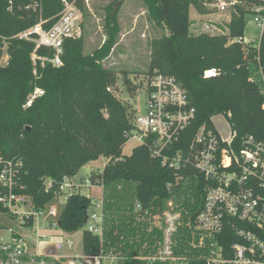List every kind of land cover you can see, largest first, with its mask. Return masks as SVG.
Returning <instances> with one entry per match:
<instances>
[{
	"label": "trees",
	"instance_id": "16d2710c",
	"mask_svg": "<svg viewBox=\"0 0 264 264\" xmlns=\"http://www.w3.org/2000/svg\"><path fill=\"white\" fill-rule=\"evenodd\" d=\"M73 2L75 0H68ZM150 20L164 35L151 42L150 67L154 72L176 78L188 91L197 110L196 126L212 127L213 119L225 117L238 139L254 136L264 140V95L251 81L256 71L254 47L231 42L244 37L247 18L256 0H238L232 8L228 35H192L191 9L207 14V4L216 0H140ZM124 0L107 9L105 44L92 55H85L83 38L64 43L63 65L32 60L36 44L15 36L45 21L50 30L63 11L62 0H0V158L21 162L20 183L38 207L56 199L58 184L73 177L100 157L107 159L102 171L91 173L93 181L105 185V252L133 255L144 245L153 247L160 230L150 231L145 212L134 211L135 201L145 210L181 211L184 225L196 215L202 203L203 180L194 171L168 191L176 173L151 157L147 147H136L130 156L123 148L133 132L135 110L118 98L114 73L103 62L115 46L119 33L118 15ZM86 16L85 0H76ZM11 9V10H10ZM8 63L1 65L4 49ZM39 58L54 56L40 48ZM264 62V35L260 47ZM213 71L211 76L206 75ZM36 89L44 95L33 100ZM133 110V111H132ZM47 182L53 187L43 190ZM187 184V185H186ZM93 205L86 195L76 194L61 214V227L75 231L87 219ZM88 254L99 251L97 237L84 235ZM190 234L182 229L176 254H197L189 246ZM123 264H147L127 259Z\"/></svg>",
	"mask_w": 264,
	"mask_h": 264
},
{
	"label": "built area",
	"instance_id": "2783aa9c",
	"mask_svg": "<svg viewBox=\"0 0 264 264\" xmlns=\"http://www.w3.org/2000/svg\"><path fill=\"white\" fill-rule=\"evenodd\" d=\"M218 1L220 10L226 11L227 2ZM256 1L249 17L260 28V37H242L231 42L256 49L257 69L251 81L259 85L264 95V62L260 55L264 0ZM238 2L230 0V8ZM62 3L64 9L50 30H44L45 21H41L15 36L36 44L32 54L34 63L38 59L55 67L62 66L65 41L78 39L82 34V12L76 0H62ZM40 48L53 51L54 56L38 58L36 52ZM145 89L146 108L142 114L135 110L130 139H137L140 146L149 149L152 158L176 173L175 183L166 185L168 191L186 180V173L190 171L203 180L202 203L196 215L184 225L180 211H164L162 207L148 211L135 201L136 213L144 211L146 220L153 219L151 224L155 226L161 223L160 238L153 247L146 244L133 255L122 252L108 255L104 251L105 185L101 180L93 181L88 177L78 181L77 175L66 177L58 184L56 199L38 207L20 183L22 163L0 158V264H104V261L124 262L131 258L147 264L178 261L185 264H264V140L252 135L238 139L223 116L221 120L226 122V129L219 128L214 121L212 127L196 126L197 110L187 89L173 76L154 72L148 76ZM43 95V90L36 89L26 106L30 107L34 99ZM94 186L100 187L103 194L99 199L90 198L93 205L87 211L85 223L89 224L83 232V244L85 246L84 235L89 233L98 238L99 251L88 254L85 250L83 257L69 255L65 250L74 246L69 236L78 229L66 231L61 227L62 210L72 196L85 195V189ZM52 187L53 183L47 182L45 190ZM184 228L188 229L189 246L198 252L196 255L176 254L177 238Z\"/></svg>",
	"mask_w": 264,
	"mask_h": 264
},
{
	"label": "rangeland",
	"instance_id": "374dc122",
	"mask_svg": "<svg viewBox=\"0 0 264 264\" xmlns=\"http://www.w3.org/2000/svg\"><path fill=\"white\" fill-rule=\"evenodd\" d=\"M116 0H85L86 16L82 14V34L80 38L84 40L85 55H92L99 50L106 42L107 33L105 29L107 9ZM228 4L226 11L219 8L220 1H214L207 4V14H201L195 9H191L190 18L193 22L191 27L192 35L208 34L211 36L227 35L228 25L231 20L232 8L229 5L230 0H223ZM119 33L115 38V46L111 50L108 58L103 62L105 68L111 70L116 77V89L118 98L138 114H142L146 108L147 93L146 83L148 81V71L150 67L151 42L164 35V30L158 28L149 18L146 8L140 0H124L118 15ZM261 30L256 26L251 17L247 18V26L244 37L258 39ZM9 55L4 49L1 65L8 63ZM133 111V110H132ZM219 128L226 129V122L221 117L214 120ZM140 146L137 139H130L123 148V155L130 156L133 150ZM107 159L100 157L83 168L77 174L78 181L91 177L92 170L102 171L106 165ZM193 178H187L188 183ZM187 185V184H186ZM84 194L95 200L101 198L103 190L100 187H91L85 189ZM180 211V210H179ZM181 212V211H180ZM182 213V212H181ZM150 231L154 228L160 230L161 223L157 226L151 224ZM11 224L10 221H7ZM86 222L77 232L69 236L74 246L66 249L65 253L72 256H84L85 246L83 244V232L87 229ZM106 254H117L114 252H105ZM123 255V254H120ZM124 256V255H123ZM122 260L104 261V264H123ZM170 264H185V262H175Z\"/></svg>",
	"mask_w": 264,
	"mask_h": 264
},
{
	"label": "crops",
	"instance_id": "0c3cea01",
	"mask_svg": "<svg viewBox=\"0 0 264 264\" xmlns=\"http://www.w3.org/2000/svg\"><path fill=\"white\" fill-rule=\"evenodd\" d=\"M105 210H106V206H105ZM148 244V243H147ZM138 252H140V251H138ZM133 253H136V252H133Z\"/></svg>",
	"mask_w": 264,
	"mask_h": 264
},
{
	"label": "water",
	"instance_id": "95a60500",
	"mask_svg": "<svg viewBox=\"0 0 264 264\" xmlns=\"http://www.w3.org/2000/svg\"><path fill=\"white\" fill-rule=\"evenodd\" d=\"M43 190H45V187H44V189Z\"/></svg>",
	"mask_w": 264,
	"mask_h": 264
},
{
	"label": "bare ground",
	"instance_id": "6f19581e",
	"mask_svg": "<svg viewBox=\"0 0 264 264\" xmlns=\"http://www.w3.org/2000/svg\"><path fill=\"white\" fill-rule=\"evenodd\" d=\"M213 74V73H212Z\"/></svg>",
	"mask_w": 264,
	"mask_h": 264
}]
</instances>
